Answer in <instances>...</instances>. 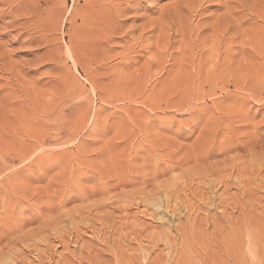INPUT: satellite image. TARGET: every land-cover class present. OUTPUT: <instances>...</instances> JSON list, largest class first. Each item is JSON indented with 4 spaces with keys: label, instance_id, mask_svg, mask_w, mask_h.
<instances>
[{
    "label": "rangeland",
    "instance_id": "1",
    "mask_svg": "<svg viewBox=\"0 0 264 264\" xmlns=\"http://www.w3.org/2000/svg\"><path fill=\"white\" fill-rule=\"evenodd\" d=\"M114 2L93 47L85 0L0 5V264H264V0Z\"/></svg>",
    "mask_w": 264,
    "mask_h": 264
},
{
    "label": "bare ground",
    "instance_id": "2",
    "mask_svg": "<svg viewBox=\"0 0 264 264\" xmlns=\"http://www.w3.org/2000/svg\"><path fill=\"white\" fill-rule=\"evenodd\" d=\"M12 1L14 2H17V4L15 5L14 2L12 3ZM124 1V0H123ZM184 1V0H183ZM12 3L14 4V6H12V4L9 6L8 9H11L9 12H8V16H10V22H9V26L12 25V28L14 27H19V25H16L13 27V25L17 24V21L19 22V20L22 22L23 21V24L21 25H24V24H29L31 23V20L35 21L34 18L38 17V16H35L37 15L39 11L43 10V7L45 4H49L48 3V0H0V5L2 4V7L4 6L3 4H5V6H7L8 3ZM86 2V5L88 6L86 11L85 12H82L79 16L76 17V20L80 19L82 21V30H85L82 34V37L81 38V44L84 45L85 47H88V46H95L97 44H99L100 42L101 43H104V44H108V43H114V41H117L115 40L116 38L114 37L116 34H119L118 32H120V29L121 27L124 25V23H122L121 25V21L119 23V21L117 20L119 18V16H123V14H125V12L127 11V7L124 6V3H116L114 2V0H85ZM114 4H113V3ZM118 2H121V0ZM196 2V1H195ZM199 2V1H198ZM44 3V5H43ZM113 4V5H110V4ZM128 4V3H126ZM131 4V3H130ZM133 4V3H132ZM131 4V5H132ZM135 4V3H134ZM140 4V3H139ZM177 4H180V2H178ZM185 4V2H184ZM9 5V4H8ZM183 5V4H182ZM12 6V7H11ZM180 6V10H182L181 8V4L179 5ZM184 6V5H183ZM189 6V5H188ZM195 6V5H194ZM1 7V6H0ZM1 7V8H2ZM47 7V6H46ZM129 7V6H128ZM138 7V6H137ZM199 7V6H198ZM45 8V7H44ZM136 8V7H134ZM133 8V9H134ZM3 9V8H2ZM5 9V8H4ZM3 9V10H4ZM46 9V8H45ZM188 9V8H187ZM1 10V9H0ZM129 10V9H128ZM190 10V8H189ZM192 10V9H191ZM44 11V10H43ZM138 11V10H137ZM177 11V10H176ZM2 12V11H1ZM185 12V11H184ZM195 12V11H194ZM37 13V14H36ZM41 13V12H39ZM44 13V12H43ZM47 12L45 13V16H46ZM197 14V13H196ZM42 15V13L39 15V17ZM44 15V14H43ZM42 15V17H43ZM48 15V14H47ZM35 16V17H34ZM51 16V15H50ZM121 16V17H122ZM6 17V14H1L0 15V21L2 18ZM38 17V18H39ZM42 17L41 20H42ZM48 17V16H46ZM44 17V18H46ZM164 17V16H163ZM8 18V17H7ZM38 18L36 19L37 21H35L37 24L38 23ZM23 19V20H21ZM40 20V19H39ZM45 20V19H44ZM48 21L44 22L45 24L47 25H50V23L48 24L47 22H49V19H47ZM25 21V22H24ZM41 22L43 21H40V25L39 27L43 26L44 23H42L41 25ZM8 23V22H7ZM33 26L34 23L32 22L31 23ZM39 24V23H38ZM29 25H27V27H29ZM45 25L47 28L48 26ZM26 26V25H24ZM29 27L32 28V27ZM9 27H6V28H9ZM23 27V26H22ZM40 27V28H41ZM44 27V26H43ZM199 28V27H198ZM201 28V27H200ZM10 29V28H9ZM16 30V28H14ZM18 29V28H17ZM43 29V28H42ZM192 29V28H191ZM23 30V29H21ZM21 30H20V34H21ZM28 30V28H27ZM44 30V29H43ZM43 30H41L42 32H44ZM26 31V30H25ZM29 31V30H28ZM46 31V30H45ZM11 33V32H10ZM26 33V32H25ZM24 33V34H25ZM30 33V32H29ZM29 33H26V34H29ZM47 33V32H46ZM122 33V32H120ZM7 34V33H6ZM25 34V36H26ZM22 35V34H21ZM31 36V34H29ZM29 35H27L29 37ZM122 35V34H121ZM80 36V35H79ZM45 37V35H44ZM30 38V37H29ZM48 38V37H47ZM122 38V37H121ZM31 39V38H30ZM123 39V38H122ZM33 40L34 42V39H31ZM48 41V39H45ZM227 40V39H226ZM25 41V40H24ZM44 41V40H42ZM42 41H41V44H42ZM91 41V45L89 44V42ZM250 41V40H249ZM29 42V41H28ZM32 41H30L31 43ZM38 42H39V39H38ZM40 43V42H39ZM47 43V42H46ZM226 43V42H225ZM253 43V42H252ZM203 44V43H202ZM246 44H249V43H246ZM254 45V44H253ZM195 46V45H194ZM206 46V45H205ZM208 46V45H207ZM225 46V45H224ZM256 46V44H255ZM250 47V46H249ZM249 47H242L240 49V52L243 53L244 57H242V59L244 61H246L247 63V60L250 59V58H255L257 52H259L257 48V46L255 48H249ZM209 48V47H208ZM259 48V47H258ZM215 49V48H214ZM214 49H209V52L211 53H214ZM263 48L261 47L260 49V52L258 53V55H261L262 50ZM126 50H129V49H126ZM227 52L229 53L225 59L229 60L230 62H234L236 60V57H237V52L235 53V51L231 50V49H226ZM204 51H207L204 50ZM123 52V51H122ZM125 52V51H124ZM203 52V51H202ZM204 54L206 52H203ZM217 53V52H216ZM198 54V53H197ZM218 54V53H217ZM213 55V54H211ZM262 56V55H261ZM219 57V56H218ZM202 60H205L207 63L206 64H202L201 62V59ZM199 58V62L198 63V74H201L202 71L204 69H207V67L209 68H212L214 66H217L219 65L218 61H215L213 60V58L215 57H212L210 59H205V57H200ZM251 61V60H250ZM249 61V62H250ZM262 62V61H261ZM157 65L156 67L159 65V62H155ZM252 63V62H251ZM152 64V63H151ZM196 66V63L194 62L193 59H191V67H195ZM249 65V64H248ZM253 65V63H252ZM260 66L259 62L258 61H255L254 63V66ZM251 66V64L249 65ZM253 67V66H252ZM252 67H249L252 68ZM262 69V68H261ZM263 69H264V66H263ZM251 70V69H250ZM151 71V70H150ZM256 71V70H254ZM262 72L264 70H261ZM259 71V72H261ZM159 72H162V71H159ZM230 72H232V69H230ZM257 73H259L258 71H256ZM255 72V73H256ZM260 73L259 75H263V73ZM250 73V71H249ZM230 74V73H229ZM253 74V73H252ZM249 76V74H248ZM252 75H250L249 77L251 78ZM201 77H203V74L201 75ZM257 77H259L257 75ZM262 76H260L261 78ZM251 79H255V77L251 78ZM234 86L235 88H240V89H243L245 86H247L248 90H250V85L248 84H245V83H239V82H235L234 83ZM218 103V102H216ZM4 263V262H3Z\"/></svg>",
    "mask_w": 264,
    "mask_h": 264
}]
</instances>
